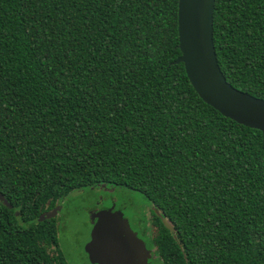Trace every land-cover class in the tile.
Masks as SVG:
<instances>
[{
	"label": "trees",
	"instance_id": "16d2710c",
	"mask_svg": "<svg viewBox=\"0 0 264 264\" xmlns=\"http://www.w3.org/2000/svg\"><path fill=\"white\" fill-rule=\"evenodd\" d=\"M177 12L0 0V264H65L40 211L102 186L153 208L160 264H264V135L174 64ZM213 44L226 81L264 99V0H215Z\"/></svg>",
	"mask_w": 264,
	"mask_h": 264
},
{
	"label": "water",
	"instance_id": "95a60500",
	"mask_svg": "<svg viewBox=\"0 0 264 264\" xmlns=\"http://www.w3.org/2000/svg\"><path fill=\"white\" fill-rule=\"evenodd\" d=\"M214 5L215 0H178L180 56L174 64L183 65L191 86L203 102L223 117L264 135V99L234 89L219 68L213 44ZM0 201L9 207L1 194ZM112 209L90 215L93 226L84 250L91 263L148 264L150 255L143 241L131 230L122 212ZM163 224L173 231L165 220Z\"/></svg>",
	"mask_w": 264,
	"mask_h": 264
},
{
	"label": "rangeland",
	"instance_id": "374dc122",
	"mask_svg": "<svg viewBox=\"0 0 264 264\" xmlns=\"http://www.w3.org/2000/svg\"><path fill=\"white\" fill-rule=\"evenodd\" d=\"M101 191L84 189L73 192L66 202L64 217L58 223L60 248L66 264H88L85 246L89 241L91 225L90 212ZM117 197V207L135 223L137 215L145 211L148 202L138 193L119 189L112 192Z\"/></svg>",
	"mask_w": 264,
	"mask_h": 264
},
{
	"label": "flooded vegetation",
	"instance_id": "af4514ba",
	"mask_svg": "<svg viewBox=\"0 0 264 264\" xmlns=\"http://www.w3.org/2000/svg\"><path fill=\"white\" fill-rule=\"evenodd\" d=\"M90 191H101L103 192L102 195H99L97 197V200L95 201V205L96 207H93L91 209L90 215L101 211V210H107L113 207L112 211H121L123 214V218H125L128 221V224L131 228V230L133 232L136 233L137 237L143 241L146 250L149 252L150 257L147 260L148 264H160L157 262V257L154 254V249L152 248L151 245V238L153 237L154 233H155V224L154 221L152 220L151 216H152V211L153 208L149 205L146 204L145 206V211L143 213L139 215H137V219L135 220V223L132 222L130 220V218L125 216V213L123 211V209H119L117 207V197H115L113 194H111L112 192L116 191L115 188H111V187H97V188H91L89 189ZM119 190V189H117ZM70 196V195H69ZM68 196V197H69ZM65 199H60V200H56L54 201L52 204L47 203L45 208L43 210L40 211V214L38 216V221H50L55 229H56V234H57V239H58V248L59 251L63 257L64 263L66 264L65 261V257L63 255V252L60 248V243H59V237H58V223L61 221V219L65 216L64 213V209L66 207V202H67V198ZM50 216V217H48ZM40 218H42V220H39ZM90 225H91V230H92V222L90 221ZM91 233V231H90ZM89 241H90V237H89ZM88 241V242H89ZM87 242V243H88ZM87 255V261L88 264H93L91 263L88 254Z\"/></svg>",
	"mask_w": 264,
	"mask_h": 264
}]
</instances>
